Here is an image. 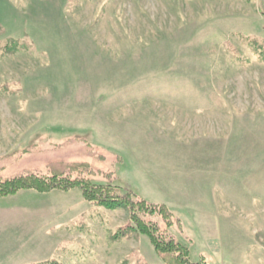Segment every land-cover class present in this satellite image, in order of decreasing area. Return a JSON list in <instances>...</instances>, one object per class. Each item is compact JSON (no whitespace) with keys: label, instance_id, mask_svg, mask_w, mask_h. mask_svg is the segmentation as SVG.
<instances>
[{"label":"rangeland","instance_id":"1","mask_svg":"<svg viewBox=\"0 0 264 264\" xmlns=\"http://www.w3.org/2000/svg\"><path fill=\"white\" fill-rule=\"evenodd\" d=\"M25 172L165 205L192 262L264 264V0H0V177ZM127 218L0 197V264H164Z\"/></svg>","mask_w":264,"mask_h":264},{"label":"trees","instance_id":"2","mask_svg":"<svg viewBox=\"0 0 264 264\" xmlns=\"http://www.w3.org/2000/svg\"><path fill=\"white\" fill-rule=\"evenodd\" d=\"M6 46L15 47L16 43H9ZM73 189H78L82 199L87 202L109 209L127 210L126 227L131 232L145 235L154 251L162 256L164 264H207L203 258L196 262L190 261L188 249L169 238L161 230L155 218H161L167 226L171 224V213L165 205L149 203L130 192H120L119 187L116 185L95 183L81 176L69 177L61 173L35 174L25 172L0 177V197L12 196L22 190L48 193L53 190L69 192ZM136 264L155 263L139 262Z\"/></svg>","mask_w":264,"mask_h":264},{"label":"crops","instance_id":"3","mask_svg":"<svg viewBox=\"0 0 264 264\" xmlns=\"http://www.w3.org/2000/svg\"><path fill=\"white\" fill-rule=\"evenodd\" d=\"M21 241H22V238H21Z\"/></svg>","mask_w":264,"mask_h":264}]
</instances>
